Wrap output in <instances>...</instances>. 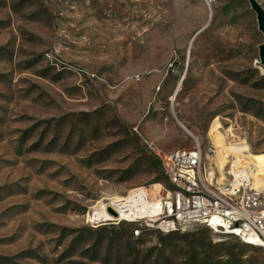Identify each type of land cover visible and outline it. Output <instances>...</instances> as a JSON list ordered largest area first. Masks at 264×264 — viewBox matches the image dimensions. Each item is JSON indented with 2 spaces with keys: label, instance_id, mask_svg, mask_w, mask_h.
<instances>
[{
  "label": "rangeland",
  "instance_id": "obj_1",
  "mask_svg": "<svg viewBox=\"0 0 264 264\" xmlns=\"http://www.w3.org/2000/svg\"><path fill=\"white\" fill-rule=\"evenodd\" d=\"M262 48L250 0H0V264H264L203 225L90 220L165 196L177 150L218 184L263 163Z\"/></svg>",
  "mask_w": 264,
  "mask_h": 264
},
{
  "label": "built area",
  "instance_id": "obj_2",
  "mask_svg": "<svg viewBox=\"0 0 264 264\" xmlns=\"http://www.w3.org/2000/svg\"><path fill=\"white\" fill-rule=\"evenodd\" d=\"M254 172L250 163L236 161L230 165L226 172L229 180L219 184L224 186L222 194L233 196V205H226L224 201H217V194L209 193V185L218 183L212 172H204L200 148L177 150L165 162V174L172 179L175 198H168L166 194L158 197L157 188L163 190L160 185L153 186V192L145 187L137 188L131 197L101 202L99 208L93 209L91 225L98 222L116 225L121 223V217H130V224L137 226L135 237L136 230H144V225L168 235L188 228V225L164 223L168 211H179L181 216L209 215V222H203L205 227L206 223H212V217H223L228 229L242 234L244 241L252 242L254 247L264 248V216L255 215V208L264 207V202L250 197V189L255 187ZM194 176L203 177L205 190L194 188Z\"/></svg>",
  "mask_w": 264,
  "mask_h": 264
},
{
  "label": "bare ground",
  "instance_id": "obj_3",
  "mask_svg": "<svg viewBox=\"0 0 264 264\" xmlns=\"http://www.w3.org/2000/svg\"><path fill=\"white\" fill-rule=\"evenodd\" d=\"M252 162V161H251ZM250 164L255 169L254 183L255 187L250 189V197L256 202H264V162L259 165L255 162ZM166 175V174H165ZM171 189L166 191L168 198H175V189L172 188V179L166 175ZM194 188L196 190H205V182L202 176H194ZM209 193L217 194V201H224L226 205H233V196L224 193V186L219 184H210ZM255 215L264 216V207L255 208ZM130 221V217H123ZM93 221V212L90 215ZM174 223L177 225H188V228L195 225H203V222H209V215L202 217L181 216L179 211H168V215H164V223ZM104 223V222H98ZM206 227L211 231H217L218 234L234 236L246 245L253 246L252 242L244 241V236L240 233H234V230L228 229L223 217H212V223H206ZM156 231L151 225H144V230H136V237H140L143 232ZM254 247V246H253Z\"/></svg>",
  "mask_w": 264,
  "mask_h": 264
},
{
  "label": "water",
  "instance_id": "obj_4",
  "mask_svg": "<svg viewBox=\"0 0 264 264\" xmlns=\"http://www.w3.org/2000/svg\"><path fill=\"white\" fill-rule=\"evenodd\" d=\"M250 4L254 12L257 14L260 31L264 34V10L255 0H250ZM261 60L264 63V48L261 50ZM109 212L112 213L111 210Z\"/></svg>",
  "mask_w": 264,
  "mask_h": 264
},
{
  "label": "trees",
  "instance_id": "obj_5",
  "mask_svg": "<svg viewBox=\"0 0 264 264\" xmlns=\"http://www.w3.org/2000/svg\"><path fill=\"white\" fill-rule=\"evenodd\" d=\"M166 176V175H165ZM166 179H167V177H166ZM167 181H168V179H167Z\"/></svg>",
  "mask_w": 264,
  "mask_h": 264
}]
</instances>
